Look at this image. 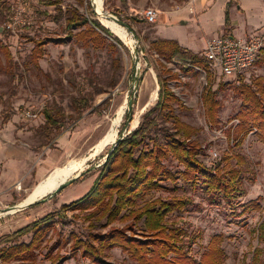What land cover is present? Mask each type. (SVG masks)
<instances>
[{"label":"rangeland","instance_id":"obj_1","mask_svg":"<svg viewBox=\"0 0 264 264\" xmlns=\"http://www.w3.org/2000/svg\"><path fill=\"white\" fill-rule=\"evenodd\" d=\"M90 1L0 0L9 7L8 12L3 10V14L0 13V32L7 33L5 36H0V39L2 45H7L12 54L10 65L0 50V137L6 133L13 141L22 139L29 142L38 150L39 155L42 154L41 157L54 160L60 158L53 169L66 168L93 154L97 144L108 135L116 116L122 110L116 121L119 138L126 125L124 123L127 122L126 114L130 98H134V116L130 130L132 132L138 128L143 115L156 105L157 100L150 102V98L158 88L157 74L162 69L161 61L168 69L180 72L178 63H167L152 51L150 31L147 28L144 30L143 26L126 17L117 15L132 30L130 32L126 29L128 43L109 29L123 43V46L118 45L114 38L107 37L108 42L116 46L113 51L107 46L105 49L86 47L82 43H77L74 37H69L65 22L67 11L76 10L80 15L93 20L95 17L91 13ZM260 1L262 0H244L249 11L247 10L243 15L236 14L235 20L239 25L232 28L233 35L227 33L228 28L221 35L240 38L239 36L244 37L245 34L244 40H249L258 34L261 30L258 21L264 19V8ZM50 3L55 5H49ZM103 8L113 14V0H104ZM100 20L106 27V21ZM10 22L14 30L7 31L6 27ZM200 28L204 29L203 25ZM205 32L210 38L220 36L216 27L206 28ZM31 39L48 41L44 47L45 54L39 61V69L32 62L31 53L35 44ZM134 50L138 51V54L133 53ZM200 56L203 57L202 53ZM115 61L119 64H115ZM136 70L141 83L137 94L134 93L133 84ZM257 76H264V67L258 64L243 77L249 82ZM219 83L226 82L223 78L219 80L215 78L213 90L218 88ZM227 83L229 86L217 93L223 105L220 111L219 129L211 127L207 122L201 101V93L207 84L204 72L196 69L190 75L180 74L179 81L171 82L169 85L186 106L183 111L176 107V114L184 122L200 129L193 140L200 145L201 159L208 166L222 163L226 154L232 156L240 154L245 157L246 164L241 169L245 195L236 201V209L231 210L225 205H212L205 191L193 187L181 178L177 183H163L164 188L149 194L146 200L182 197L194 202V205L186 207L183 211L170 214L167 222L175 223L190 232L196 231L202 234V238L192 247V255L198 260L208 250L213 238L222 235V240H218L215 246L224 253L223 264H252L258 250L262 251L259 261H264V242L260 240L258 232L260 225L264 223V146L254 133H251L240 147H235L233 139H228L226 132L230 127L235 128L237 125V121L229 122V119L239 111L241 100L233 93L232 86H235V83ZM79 94L92 97L91 108L84 112L79 121L67 123L65 130L62 131L63 136L59 134L56 139L46 144L40 134V128L45 122L42 115L44 105L47 102H56L64 108L67 115H71L73 113L71 99ZM8 115L9 119L6 121ZM130 133L127 132L126 136ZM112 144L87 163L84 170L92 167L95 169L87 172L85 178H80L44 203H37L29 208L6 214L4 211L7 207L25 202L31 192L28 194L23 185L20 191L16 190V184L11 189V192L17 193L16 195L0 197V240L3 241L4 237L14 234L48 214H59L41 247L36 249L27 264L31 262L57 264L65 257L72 258L63 264H94L90 259H84L81 253L73 251L74 237L87 240L90 234H106L112 229L122 230L128 236L139 240L146 237L147 234H143L145 229L142 221L135 223L132 219L120 217L108 223L106 216H98L105 207L94 217L91 215L96 211L95 209L85 212L62 209L64 205L83 198L89 192L113 148ZM215 153L218 154V158L213 155ZM230 164L237 167L235 159ZM165 165L173 172L184 169L173 160L165 161ZM79 172L76 171L70 178ZM49 178L50 175L42 183L49 182ZM108 203L109 201L106 200V204ZM251 204H257L260 208L246 211L245 205ZM235 211L236 214L233 213ZM124 214L128 213L124 212ZM31 237L32 234L24 236L18 242L29 243ZM94 244L96 246V243ZM3 247L0 244V256ZM99 253L107 264H139L130 259L119 247L108 248ZM0 264L5 263L0 259ZM6 264L22 263L14 261Z\"/></svg>","mask_w":264,"mask_h":264},{"label":"trees","instance_id":"obj_2","mask_svg":"<svg viewBox=\"0 0 264 264\" xmlns=\"http://www.w3.org/2000/svg\"><path fill=\"white\" fill-rule=\"evenodd\" d=\"M90 8L95 17L93 20L80 15L76 10L67 11L65 22L69 37H74L77 43L95 49H105L106 46L110 51L116 49V46L108 42L107 37L114 38L118 45L123 46L122 41L115 37L100 19L98 20L91 4ZM3 10L8 12L9 7L7 3L0 2V13L3 14ZM228 23L227 12L226 24ZM5 35H7L5 31L0 32V36ZM31 41L35 44L31 53L32 62L39 69V61L45 54L44 47L48 41L40 39ZM151 48L165 62L178 63L180 72L168 69L161 61L162 69L157 74L159 91L156 105L143 115L140 126L118 143L100 169L99 176L89 192L83 198L62 207L63 210L81 212L95 209L91 215L93 217L105 207L103 214L98 216H106L108 223L120 217L132 219L135 223L142 221L145 229L143 234L147 235L139 240L128 236L122 230L112 229L106 234H90L87 240L76 236L73 240V251L81 253L84 259H90L94 264H107L99 252L114 247L121 248L123 253L139 264H223L224 253L215 246L218 240H222V235L213 238L208 250L198 260L192 255V247L202 238V234L190 232L175 223L167 222L170 214L194 205L193 201L182 197L167 200L161 198L146 200V197L162 190L163 183H177L181 178L193 187L205 191L212 205H225L231 210L236 209V201L245 195L241 178V169L246 164L245 157L240 154L235 156L226 154L222 163L208 166L201 159L200 145L193 140L200 129L184 122L176 114V107L183 111L186 106L169 85L171 82L179 81L180 74L190 75L196 69L204 72L207 84L201 93V101L207 122L211 127L219 129L223 105L217 93L225 90L229 83H219L218 88L213 90L214 77L205 60L200 55L180 47L175 41L155 42ZM0 50L7 63L11 65L12 54L7 45H2L1 39ZM115 64L119 62L115 61ZM256 64L264 67V51ZM232 87L233 93L241 100V106L236 115L229 119V122L237 121V125L235 128L230 127L226 132L228 139H233V145L240 147L248 136L254 133L264 146V76L254 77L249 82L242 76ZM91 102L90 95L79 94L72 97L71 115H67L64 108L56 102H47L42 109L45 122L40 128L45 143L49 144L59 134L63 136L62 131L65 130L67 123L79 121L84 112L91 108ZM129 117L130 114L127 112L126 121ZM6 118L7 121L9 115ZM233 159L236 160L237 167L231 166ZM167 160L176 161L184 169L180 172L169 170L165 165ZM86 176H82L81 179ZM106 200L109 201L108 204ZM112 201L113 206L110 207ZM245 206L246 211L260 208L257 204ZM124 212L128 214L125 215ZM233 213L236 214V211ZM58 216L59 214L55 213L48 214L5 237L3 242L7 246L1 250V261L5 264L14 261L27 264L36 249L41 247ZM258 232L260 240L264 242V223L260 225ZM31 234L29 243L18 242L20 238ZM261 253V250L256 252L252 264H264V261H259ZM70 258L72 257H65L57 264H63Z\"/></svg>","mask_w":264,"mask_h":264},{"label":"crops","instance_id":"obj_3","mask_svg":"<svg viewBox=\"0 0 264 264\" xmlns=\"http://www.w3.org/2000/svg\"><path fill=\"white\" fill-rule=\"evenodd\" d=\"M192 1L193 4H189ZM260 2L264 8V0ZM192 7L193 11L190 10ZM246 7L244 0H113V13L126 17L137 25L143 26L144 30L147 28L150 31L151 46L163 40L175 41L180 47L200 55L206 42L213 39L207 37L205 29L216 27L218 35H221L228 28L227 33L233 35L232 28L239 25L235 16L237 13L243 15L247 10L249 11ZM147 8H154L158 12L156 23L148 24L143 18V11ZM227 12L228 24H226ZM258 22L261 28L259 33H262L264 32V19ZM202 25L204 29L200 28ZM239 37L244 39L245 34L244 37ZM212 75L214 79L222 78L213 73ZM157 87L159 91V85ZM41 155L29 142L22 139L13 141L6 133L1 135L0 197L16 195L17 193L11 192V189L18 183L24 186L28 194L32 193L38 184L48 179L51 172L58 168L53 169L59 163L60 158L54 160L41 157ZM0 244L7 246L2 240Z\"/></svg>","mask_w":264,"mask_h":264},{"label":"built area","instance_id":"obj_4","mask_svg":"<svg viewBox=\"0 0 264 264\" xmlns=\"http://www.w3.org/2000/svg\"><path fill=\"white\" fill-rule=\"evenodd\" d=\"M189 4H193V1ZM190 10L193 11L194 8L192 7ZM157 14L158 12L154 8H147L142 15L148 24H154L157 22ZM12 26L13 24L10 22L6 30H14ZM263 51L264 34H256L249 40L220 35L206 42L202 58L211 73L222 77L225 82L236 83L239 78L255 67ZM213 155L218 158V154ZM21 189L22 185L18 183L16 190L20 191Z\"/></svg>","mask_w":264,"mask_h":264},{"label":"bare ground","instance_id":"obj_5","mask_svg":"<svg viewBox=\"0 0 264 264\" xmlns=\"http://www.w3.org/2000/svg\"><path fill=\"white\" fill-rule=\"evenodd\" d=\"M98 5H99V7H98L97 11L100 13L103 10L104 0H98ZM99 19L105 20L106 21V27L108 29H110L119 38H121L124 41L128 40V34H127L128 31L125 28L119 26L117 23H115V22H113L111 20H107L106 18L102 17V18H99ZM133 43H134V41H133ZM157 96H158V89H156L153 92V94H152V96L150 98V102H155L157 100ZM122 109H124V108H122ZM121 111L116 116L117 118L114 120V124L112 125V128L108 132V135L99 144H97L94 153L91 154L88 157L89 159L88 158L83 159L80 162L73 163V164H71L70 166H68L66 168H56L51 173L50 178H49V182H44V183L38 185V187H36V189H34V191L25 200V202L20 203V204L21 205H25V204H27L29 202H32V201H35V200H38V199L42 198L43 195L45 196L48 193L54 191L61 183H63L68 178H70V176L73 173H75L76 171L84 170L87 167V163L90 160H93V158H95L97 155L101 154L103 152V150L105 148H107L110 144H112L113 142L115 143V140L117 141V139H118L116 121L119 119ZM14 212L15 211H10V212H5V213L6 214H8V213L11 214V213H14Z\"/></svg>","mask_w":264,"mask_h":264},{"label":"water","instance_id":"obj_6","mask_svg":"<svg viewBox=\"0 0 264 264\" xmlns=\"http://www.w3.org/2000/svg\"><path fill=\"white\" fill-rule=\"evenodd\" d=\"M90 4H91V7L93 9V12L94 14L96 15V17L99 19V18H106L107 20H111L115 23H117L119 26L129 30L130 32H132L131 28L129 27V25L120 20L118 18V16L114 15V14H111V13H108L107 11H105V9L103 8V10L99 13L97 10H98V0H91L90 1ZM133 53H136L138 54V51L134 50ZM137 63V61H136ZM140 79L139 77L137 76V70L135 71V74H134V78H133V84H134V90H135V94H137L138 92V89H139V82ZM133 106H134V98H130L129 101H128V113L130 114V117L129 119L127 120L126 122V125L123 129V131L120 133L119 135V138L117 139V141H115V143L113 144V148L112 150L110 151V153L107 155L106 158H108V156L111 154V152L116 148V146L118 145V143L120 141H122L125 136H126V133H130L131 130H130V126L133 122ZM91 162V161H90ZM95 169V167H92L91 169H87V170H82L80 171L79 173H77L75 176L65 180L63 183H61L54 191L48 193L47 195H45L44 197L38 199V200H35V201H32V202H29L25 205H21L20 203L17 204V205H13L11 207H7L4 211L5 212H10V211H20L22 209H25V208H29L31 206H34L35 204L37 203H44L50 199H52L53 197L57 196L60 192H62L64 189H66L67 187H69L70 185H72L73 183H75L77 180H79L82 176L86 175L87 172L91 171Z\"/></svg>","mask_w":264,"mask_h":264}]
</instances>
